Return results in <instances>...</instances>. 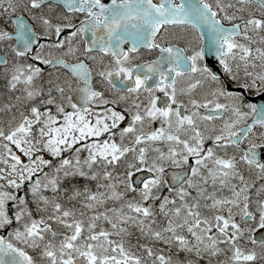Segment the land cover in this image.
I'll return each instance as SVG.
<instances>
[{"label":"snow or ice","instance_id":"1","mask_svg":"<svg viewBox=\"0 0 264 264\" xmlns=\"http://www.w3.org/2000/svg\"><path fill=\"white\" fill-rule=\"evenodd\" d=\"M0 264H264V0H0Z\"/></svg>","mask_w":264,"mask_h":264}]
</instances>
